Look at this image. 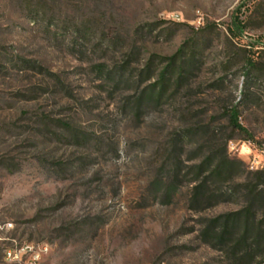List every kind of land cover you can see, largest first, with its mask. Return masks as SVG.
I'll use <instances>...</instances> for the list:
<instances>
[{
    "label": "rangeland",
    "instance_id": "374dc122",
    "mask_svg": "<svg viewBox=\"0 0 264 264\" xmlns=\"http://www.w3.org/2000/svg\"><path fill=\"white\" fill-rule=\"evenodd\" d=\"M256 150L264 0H0V264H264Z\"/></svg>",
    "mask_w": 264,
    "mask_h": 264
},
{
    "label": "built area",
    "instance_id": "2783aa9c",
    "mask_svg": "<svg viewBox=\"0 0 264 264\" xmlns=\"http://www.w3.org/2000/svg\"><path fill=\"white\" fill-rule=\"evenodd\" d=\"M229 147L231 150L235 149L233 142H230ZM251 168L264 170V151H255L251 161ZM49 252L50 250H42L40 243L25 242L21 245L14 244L12 245V258L5 262L23 264V260H31V264H41Z\"/></svg>",
    "mask_w": 264,
    "mask_h": 264
},
{
    "label": "trees",
    "instance_id": "16d2710c",
    "mask_svg": "<svg viewBox=\"0 0 264 264\" xmlns=\"http://www.w3.org/2000/svg\"><path fill=\"white\" fill-rule=\"evenodd\" d=\"M176 58H177V56H174V57H172L170 59L172 65L175 63ZM154 93H155L154 91H151L150 92V96H153ZM157 95L159 96L160 94L158 93ZM230 121H231L232 126L235 129L240 130V131H245V128L239 122V119H238V116H237L236 112H232L231 113ZM233 164H234V162H232L226 156L223 159H221L219 162H217L216 164H214V166H213V164H208V161L207 162H203L201 165H199V169L201 171H210V175L212 177V176H218V175H221L223 173L230 172V170L233 167ZM259 173H262V171L259 172ZM205 184H206V182H205ZM198 188L199 187H197L196 189H198ZM240 218H245V221H246L245 222L246 223L245 225L247 226L245 228V231H247L248 226H249V219H250V215H249L248 212H238V213L232 214L231 216H228L226 218H223V219H225V221H224L225 229L229 227L230 221H232V224H233L234 221H237ZM224 234H225V232H223V235Z\"/></svg>",
    "mask_w": 264,
    "mask_h": 264
},
{
    "label": "bare ground",
    "instance_id": "6f19581e",
    "mask_svg": "<svg viewBox=\"0 0 264 264\" xmlns=\"http://www.w3.org/2000/svg\"><path fill=\"white\" fill-rule=\"evenodd\" d=\"M40 247L42 250H48L46 244H40ZM10 258H12V246H8L4 249V260L8 261ZM25 264H31V260H26Z\"/></svg>",
    "mask_w": 264,
    "mask_h": 264
}]
</instances>
